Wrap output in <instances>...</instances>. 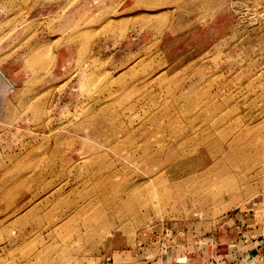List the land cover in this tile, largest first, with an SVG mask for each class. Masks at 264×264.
<instances>
[{"label": "rangeland", "instance_id": "rangeland-1", "mask_svg": "<svg viewBox=\"0 0 264 264\" xmlns=\"http://www.w3.org/2000/svg\"><path fill=\"white\" fill-rule=\"evenodd\" d=\"M223 225L264 239V1L0 0V264Z\"/></svg>", "mask_w": 264, "mask_h": 264}, {"label": "crops", "instance_id": "crops-1", "mask_svg": "<svg viewBox=\"0 0 264 264\" xmlns=\"http://www.w3.org/2000/svg\"><path fill=\"white\" fill-rule=\"evenodd\" d=\"M179 234L177 230L159 233L151 243L110 264H259L264 248L260 235L239 230V226L223 225L192 243Z\"/></svg>", "mask_w": 264, "mask_h": 264}, {"label": "bare ground", "instance_id": "bare-ground-1", "mask_svg": "<svg viewBox=\"0 0 264 264\" xmlns=\"http://www.w3.org/2000/svg\"><path fill=\"white\" fill-rule=\"evenodd\" d=\"M264 1V0H263ZM104 113H102V115H106V107L102 110ZM164 116H159L158 118H157V116L155 117V119L158 121V123L160 124L162 121H163V118ZM164 122V121H163ZM75 124H77V123H75ZM74 124V125H75ZM164 124H165V122H164ZM168 125H170L171 126V124H169V123H167ZM221 124H222V122L220 123L219 121H214L213 122V124L212 125H210V127H211V129H207L208 130V134H209V131H210V133H212L211 131H216L220 126H221ZM122 125V124H121ZM176 126V125H175ZM117 127V126H116ZM119 127V126H118ZM75 128H77V126L75 127ZM121 126L119 127V130H117L116 131V133H119L120 132V130H121ZM118 129V128H117ZM152 129V128H151ZM119 131V132H118ZM125 131V130H124ZM149 131H151V130H149V128H148V132ZM149 133H151V132H149ZM152 134H154V133H152ZM213 134V133H212ZM204 136H206V135H204ZM212 136V135H211ZM136 139V138H135ZM188 141H190V139L188 140ZM153 142H159V143H163V144H165V145H167L166 144V139H164L163 137H160V138H158V137H156V140H153ZM152 141H144L143 143H144V145H143V147H142V150L143 151H150V150H152V143H153ZM171 143V142H170ZM216 144H217V142H216ZM231 144H233V143H231ZM174 145H177V142H175L174 141V144H173V146ZM233 146V145H232ZM139 150H141V149H139ZM94 155V153H92L91 155H88L87 157H88V159H87V161H85L86 163L87 162H89V161H91V159H92V156ZM136 156V155H135ZM145 156V155H144ZM132 158V157H131ZM135 158V157H134ZM137 160V159H136ZM143 161V160H142ZM138 163H140V162H138ZM94 165V164H93ZM143 165V164H142ZM151 166V165H150ZM148 167V171L150 172V173H147V175L149 174V175H152V172H154L155 170H154V168L153 167ZM100 168V167H99ZM140 168H141V165H140ZM101 169H103V168H101ZM105 169V168H104ZM142 170H144V168L143 169H141V172H142ZM147 170H146V172H147ZM99 171V174L100 175H104L105 173H104V171H102V170H98ZM157 171V170H156ZM157 173V172H156ZM128 188V187H127ZM131 188V187H130ZM134 191V194L136 193V189H134L133 190ZM127 192V191H126ZM125 193V192H124ZM135 196H137V195H135ZM150 197V196H149ZM153 198V197H152ZM77 207V206H76Z\"/></svg>", "mask_w": 264, "mask_h": 264}]
</instances>
